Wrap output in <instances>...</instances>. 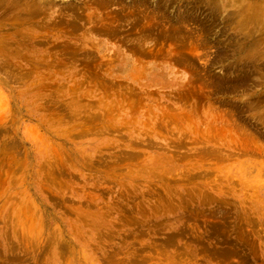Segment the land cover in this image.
<instances>
[{"label":"rangeland","instance_id":"374dc122","mask_svg":"<svg viewBox=\"0 0 264 264\" xmlns=\"http://www.w3.org/2000/svg\"><path fill=\"white\" fill-rule=\"evenodd\" d=\"M0 264H264V0H0Z\"/></svg>","mask_w":264,"mask_h":264}]
</instances>
